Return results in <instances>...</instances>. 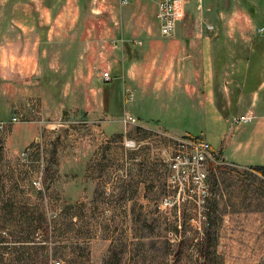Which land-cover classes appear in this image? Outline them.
Instances as JSON below:
<instances>
[{"label": "rangeland", "instance_id": "rangeland-1", "mask_svg": "<svg viewBox=\"0 0 264 264\" xmlns=\"http://www.w3.org/2000/svg\"><path fill=\"white\" fill-rule=\"evenodd\" d=\"M253 1H188L169 39L157 27L154 8L137 1L132 26L140 27L143 16L167 45L194 37L212 43L257 34L263 39L255 21L264 14ZM90 25H80L79 43L88 40ZM119 44H101L96 62L79 63L83 77L92 73L87 87L67 86L77 65L57 46L55 69L69 65L66 76L45 59L35 80L0 79V122L7 124L0 130V264H264V176L211 164L205 206L190 192L175 191L169 166L178 140L199 138L206 128L199 118L190 123L188 112L159 130L141 127L139 120L151 128L155 123L141 113L144 106L125 100L123 79L100 78L111 61L110 47ZM97 88L107 90L111 117L100 112ZM67 91L75 97L65 98ZM129 112L144 118L126 125ZM15 116L21 123L9 125ZM164 199L172 205L164 207Z\"/></svg>", "mask_w": 264, "mask_h": 264}, {"label": "crops", "instance_id": "crops-1", "mask_svg": "<svg viewBox=\"0 0 264 264\" xmlns=\"http://www.w3.org/2000/svg\"><path fill=\"white\" fill-rule=\"evenodd\" d=\"M137 1L154 8L158 27V5L146 0H128L126 6L120 0H0V79L35 80L45 59L53 72L66 76L69 65L55 69L57 46L65 48L62 54H72L77 65L67 78V86L87 87L92 73L83 77L79 63L87 59L96 62L101 44L119 40V47H110L111 61H106L100 78L109 73L111 82L113 77L123 79L125 100L133 93L129 101L144 106L141 113L147 111V118L155 123L151 128V123L139 120L138 116L144 118L142 114L129 112L142 122L141 127L159 130L160 124L175 123L188 112L190 123L199 118L206 128L194 139L208 142L219 159L238 169L264 168V33L260 32L264 20L255 21L261 26L258 33L263 39H257V34L212 43L203 34L200 41L194 37L167 45L156 39L153 26L143 16L141 26L133 28ZM253 6L264 14V0L253 1ZM87 7L97 13L88 12ZM85 23L91 24L86 31L88 40L79 43L84 38L80 25ZM235 29L240 30L238 26ZM228 30L225 26V34ZM142 34L150 37L147 43L141 42ZM129 40L133 41L127 44ZM87 54L90 57H85ZM45 87L49 89L48 83ZM97 90L100 110L104 107L100 112L111 117L113 113L105 110L107 90ZM74 95L67 91L64 97ZM243 116L253 120L233 124Z\"/></svg>", "mask_w": 264, "mask_h": 264}, {"label": "built area", "instance_id": "built-area-1", "mask_svg": "<svg viewBox=\"0 0 264 264\" xmlns=\"http://www.w3.org/2000/svg\"><path fill=\"white\" fill-rule=\"evenodd\" d=\"M155 2L158 5L157 18L160 22V33L164 38H173L176 28L182 20L184 13V6L188 1L192 0H146ZM201 1V0H194ZM123 6H126L128 0H120ZM209 30H213L212 26H208ZM261 33L264 30L261 29ZM141 45V43H137ZM103 80L111 82L109 73H103ZM129 97L126 100L133 99V93H129ZM253 120L252 117L243 116L233 120V124L238 125L241 123H250ZM22 119L13 117L12 122L9 125L20 124ZM123 122L126 125L136 124L137 118L126 113ZM7 124L0 122V130L3 131ZM178 150L176 155L171 161L169 170L171 172L169 183L175 191H179V194L190 192L195 198L196 202L200 206H205L211 193V186L209 183V167L211 164L217 166H231L226 161L219 159L215 155L212 146L208 142H204L199 139L184 138L178 140ZM25 156V153L22 154ZM163 206H171L170 199L163 200ZM51 264H60L59 262H51Z\"/></svg>", "mask_w": 264, "mask_h": 264}, {"label": "trees", "instance_id": "trees-1", "mask_svg": "<svg viewBox=\"0 0 264 264\" xmlns=\"http://www.w3.org/2000/svg\"><path fill=\"white\" fill-rule=\"evenodd\" d=\"M255 170H256L257 172L261 173L262 176H264V168L257 167V168H255Z\"/></svg>", "mask_w": 264, "mask_h": 264}, {"label": "water", "instance_id": "water-1", "mask_svg": "<svg viewBox=\"0 0 264 264\" xmlns=\"http://www.w3.org/2000/svg\"><path fill=\"white\" fill-rule=\"evenodd\" d=\"M63 113H64V116H67L69 114L68 111H64ZM63 128H64V126H59L60 130H63Z\"/></svg>", "mask_w": 264, "mask_h": 264}]
</instances>
